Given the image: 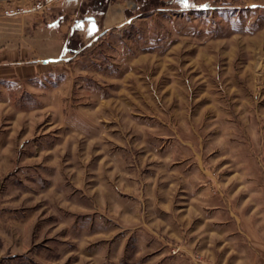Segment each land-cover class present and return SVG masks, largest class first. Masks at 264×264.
I'll return each instance as SVG.
<instances>
[{"label": "rangeland", "instance_id": "rangeland-1", "mask_svg": "<svg viewBox=\"0 0 264 264\" xmlns=\"http://www.w3.org/2000/svg\"><path fill=\"white\" fill-rule=\"evenodd\" d=\"M5 8L0 264H264V0Z\"/></svg>", "mask_w": 264, "mask_h": 264}, {"label": "built area", "instance_id": "built-area-1", "mask_svg": "<svg viewBox=\"0 0 264 264\" xmlns=\"http://www.w3.org/2000/svg\"><path fill=\"white\" fill-rule=\"evenodd\" d=\"M63 0H35L28 6H16L5 8L2 13L4 16L13 17L31 13L43 12L61 3Z\"/></svg>", "mask_w": 264, "mask_h": 264}, {"label": "crops", "instance_id": "crops-1", "mask_svg": "<svg viewBox=\"0 0 264 264\" xmlns=\"http://www.w3.org/2000/svg\"><path fill=\"white\" fill-rule=\"evenodd\" d=\"M27 2H29V1L28 0H0V13H1L2 8H5L7 6L23 5V4H26ZM121 16H122V14H120V13L115 14L113 19L116 20V19L120 18ZM87 22H90V21H87ZM82 24H80V31L83 28ZM13 44H15V43H13ZM11 45H12V43L10 42V40H9V42L0 40V47H1L0 49L5 51L8 48V51L4 52L5 54H9V55L11 54L12 56L22 55V53L26 54L25 50H23V48H21V46H19V45L18 46L17 45L11 46ZM9 46H10V48H9ZM13 59H15V58L13 57Z\"/></svg>", "mask_w": 264, "mask_h": 264}, {"label": "trees", "instance_id": "trees-1", "mask_svg": "<svg viewBox=\"0 0 264 264\" xmlns=\"http://www.w3.org/2000/svg\"><path fill=\"white\" fill-rule=\"evenodd\" d=\"M99 4H100V2H99ZM99 4L96 3V10H97Z\"/></svg>", "mask_w": 264, "mask_h": 264}]
</instances>
